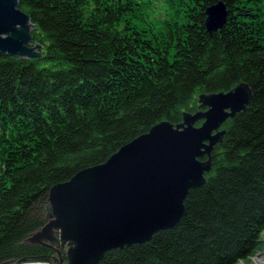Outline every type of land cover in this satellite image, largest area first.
<instances>
[{"label":"trees","instance_id":"1","mask_svg":"<svg viewBox=\"0 0 264 264\" xmlns=\"http://www.w3.org/2000/svg\"><path fill=\"white\" fill-rule=\"evenodd\" d=\"M19 0L40 55L0 51V264L60 263L28 237L48 191L105 162L156 123L181 122L201 93L251 88L223 124L205 183L178 223L94 264H250L264 255V0ZM201 121L196 125H200ZM204 156L202 159H206Z\"/></svg>","mask_w":264,"mask_h":264},{"label":"water","instance_id":"2","mask_svg":"<svg viewBox=\"0 0 264 264\" xmlns=\"http://www.w3.org/2000/svg\"><path fill=\"white\" fill-rule=\"evenodd\" d=\"M204 13L205 27L213 32L225 23L227 8L218 0ZM34 28L19 0H0V51L39 56ZM250 97L251 88L244 82L227 92L201 93L198 109L183 112L181 122L162 120L105 162L53 185L47 221L28 241L54 247L60 263L64 246L66 264H94L108 251L147 242L155 232L175 226L189 191L206 181L211 152L225 132L223 124L244 110Z\"/></svg>","mask_w":264,"mask_h":264},{"label":"rangeland","instance_id":"3","mask_svg":"<svg viewBox=\"0 0 264 264\" xmlns=\"http://www.w3.org/2000/svg\"><path fill=\"white\" fill-rule=\"evenodd\" d=\"M262 256L263 255L255 257L250 264H257L258 263L257 260L262 261V258H263ZM240 264H244V263H240Z\"/></svg>","mask_w":264,"mask_h":264},{"label":"bare ground","instance_id":"4","mask_svg":"<svg viewBox=\"0 0 264 264\" xmlns=\"http://www.w3.org/2000/svg\"><path fill=\"white\" fill-rule=\"evenodd\" d=\"M261 263V261L260 262H258L257 264H260Z\"/></svg>","mask_w":264,"mask_h":264}]
</instances>
